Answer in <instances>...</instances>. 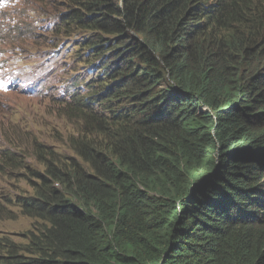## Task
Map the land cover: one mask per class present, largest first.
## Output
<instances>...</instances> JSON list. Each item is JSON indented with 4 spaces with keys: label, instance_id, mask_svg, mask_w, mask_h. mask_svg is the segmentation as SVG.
<instances>
[{
    "label": "trees",
    "instance_id": "1",
    "mask_svg": "<svg viewBox=\"0 0 264 264\" xmlns=\"http://www.w3.org/2000/svg\"><path fill=\"white\" fill-rule=\"evenodd\" d=\"M54 1L97 85L52 105L72 154L37 137L38 165L0 151L32 190L0 189V210L44 224L22 261L0 235V264H264V0Z\"/></svg>",
    "mask_w": 264,
    "mask_h": 264
},
{
    "label": "clouds",
    "instance_id": "2",
    "mask_svg": "<svg viewBox=\"0 0 264 264\" xmlns=\"http://www.w3.org/2000/svg\"><path fill=\"white\" fill-rule=\"evenodd\" d=\"M28 2L31 6L30 15L26 17V12L24 11L25 7H21L23 11L20 12L21 16L19 18L25 25L22 32H24L26 36H18V39L22 44H25L26 40L31 41L35 47L40 49L41 54L38 55L40 60L37 62L39 66L34 68V71L44 70V74H47L45 80L48 83L46 85L47 90L42 92V97H46V99L49 100L48 104L50 108L55 109L63 116V118H65L67 116L60 113V111L52 105L71 102L72 100L70 94L75 90V87L81 90L83 95H89L92 92L90 91L92 90L91 86L97 85L94 75L90 72L91 68L89 63H87V59L81 60L79 57V54L82 53V48L84 46L82 42L85 40V35L82 31L71 35L58 34L56 32L57 22H53L58 18L61 12L55 6L54 0H28ZM33 8H35L36 11H33ZM39 10H41L40 13L43 14L41 17L36 16V13ZM43 11L48 12L49 14H45ZM51 50H54V53H50ZM54 55V63L50 66L49 64ZM17 66L18 64H11L10 66L0 65V75L10 74V71L13 70L12 67ZM24 79H26V77ZM39 86L35 87L41 88V83ZM35 87H30L23 91H21V89L18 90L29 95H35L37 93V88ZM69 91L70 93H68ZM8 93H4L0 90V151L11 150L22 155L25 163L29 165H36L32 162L35 161L33 159V153L36 150L35 148H32L31 150L28 149L29 140L31 138L37 137L47 145L53 143L58 147V144L56 142L49 141L50 139L48 140L43 138L37 128L31 127V122L34 123L35 121L34 112L31 111L28 115L21 119H14L10 116L9 103L3 96ZM5 106L7 108H5ZM47 114L52 115L54 113L47 112ZM67 119L73 124L69 118ZM13 128L23 130L21 139L22 143H27L25 149L18 148L12 141L11 130ZM28 133H31L33 136H30ZM29 158L31 159V163L26 162ZM0 189L5 190V188ZM5 195H10V198L13 199V197L18 194L12 195V193L8 192Z\"/></svg>",
    "mask_w": 264,
    "mask_h": 264
},
{
    "label": "rangeland",
    "instance_id": "3",
    "mask_svg": "<svg viewBox=\"0 0 264 264\" xmlns=\"http://www.w3.org/2000/svg\"><path fill=\"white\" fill-rule=\"evenodd\" d=\"M9 8L4 13V16L7 19V22L13 24L16 23L21 16V7H25L24 11L26 12V17L31 13V6L28 0H10V4H6ZM8 35L5 33L2 34L1 39H3L2 43H0V54L6 51V58L16 53V51H12L13 42L8 39ZM47 51V49H46ZM25 54L33 53V56H30L25 59H20L19 65L29 64L27 68H22L23 70H28L33 73L34 68H37L39 64L38 55L41 54L40 49L35 47L31 41H25ZM42 64V63H40ZM138 64V60H134L132 62V67L136 68ZM47 65V64H46ZM31 66V67H30ZM48 68V66H47ZM140 67L138 68V70ZM47 70V69H45ZM30 77V76H29ZM43 84L47 85L46 81ZM42 84V85H43ZM40 87V86H39ZM37 87V93L35 95H29L20 90H15L8 94H4V98L9 103V114L14 119H21L24 116L28 115L31 111L34 112L35 121L31 122V127L37 128L43 138L50 139L51 142H56L58 147L65 149V153L72 154L71 146L66 147L63 143V137H65L68 133L75 135L77 132V127L69 122L67 117L63 118L55 109L50 108L49 100L46 97H42V92L40 88ZM25 89L30 88L29 86H24ZM172 82L169 80L168 76H166L165 80L153 90L152 95H157V98L162 97V93H159L161 90H171ZM135 102H131L129 99H125L123 101H119V105L117 107H124L130 110V113L139 110H136V106H134ZM7 104V103H6ZM5 104V105H6ZM5 108H7L5 106ZM47 112H53L54 114L49 115ZM57 114V115H56ZM52 139V140H51ZM15 144V143H14ZM18 148L25 149L27 143H17ZM65 146V147H64ZM26 162L31 163V159L29 158ZM33 163L37 164L35 161ZM18 179V180H17ZM14 184L17 186H14ZM0 188H5V194L12 193V195H30L32 193L29 182L25 177L21 176L19 178H14L12 176L1 175L0 172ZM0 197V203L1 201ZM43 223H39L35 220L27 216H23L20 214L18 209L8 208L6 210H0V231L3 234L0 235H8L10 240L16 241L21 247L22 250L19 251L17 256L18 261H22L21 257H31L32 254L27 250V244H25V236L28 231H35L36 228H42ZM6 263L9 262L4 260Z\"/></svg>",
    "mask_w": 264,
    "mask_h": 264
}]
</instances>
